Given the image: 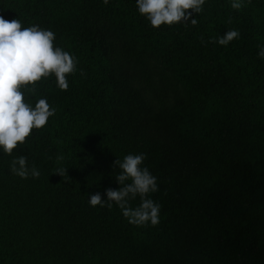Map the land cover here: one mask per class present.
<instances>
[{
	"label": "trees",
	"instance_id": "obj_1",
	"mask_svg": "<svg viewBox=\"0 0 264 264\" xmlns=\"http://www.w3.org/2000/svg\"><path fill=\"white\" fill-rule=\"evenodd\" d=\"M0 15L52 30L78 61L67 90L35 82L33 104L56 112L0 152V264H264V0H206L196 25L158 28L135 0H0ZM231 28L239 39L208 43ZM141 152L155 226L88 203ZM21 154L39 177L10 171Z\"/></svg>",
	"mask_w": 264,
	"mask_h": 264
},
{
	"label": "clouds",
	"instance_id": "obj_2",
	"mask_svg": "<svg viewBox=\"0 0 264 264\" xmlns=\"http://www.w3.org/2000/svg\"><path fill=\"white\" fill-rule=\"evenodd\" d=\"M107 2V0H105ZM206 0H135L138 13L153 28L163 25L197 24V14L203 11ZM244 0H231V8L239 10ZM238 29H227L208 43L227 46L239 39ZM55 34L33 24L23 27L19 19L7 20L0 15V152L11 155L18 143L23 145L33 129L44 127L56 109L46 97H39L33 104L35 82L54 76L56 86L67 90L68 76L77 70V58L60 46L54 45ZM203 42V41H202ZM257 56L264 59V45H258ZM146 154L128 153L112 162L115 170L116 188L89 194L88 203L111 209L115 204L130 224L155 226L160 221L161 204L151 194L159 188L157 177L144 165ZM10 171L20 178H37L39 170L29 166L27 156L13 157ZM65 169L57 170L61 176ZM139 198L136 206L131 201Z\"/></svg>",
	"mask_w": 264,
	"mask_h": 264
}]
</instances>
